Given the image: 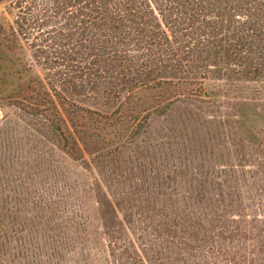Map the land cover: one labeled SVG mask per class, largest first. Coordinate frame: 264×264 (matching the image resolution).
<instances>
[{
  "label": "rangeland",
  "instance_id": "rangeland-1",
  "mask_svg": "<svg viewBox=\"0 0 264 264\" xmlns=\"http://www.w3.org/2000/svg\"><path fill=\"white\" fill-rule=\"evenodd\" d=\"M10 2L0 264H264V57L226 33L255 0H219L223 37L164 41L189 57H149L103 97L33 55Z\"/></svg>",
  "mask_w": 264,
  "mask_h": 264
},
{
  "label": "trees",
  "instance_id": "trees-1",
  "mask_svg": "<svg viewBox=\"0 0 264 264\" xmlns=\"http://www.w3.org/2000/svg\"><path fill=\"white\" fill-rule=\"evenodd\" d=\"M218 1L11 0L10 5L15 10L12 30L34 56L63 69L64 82H77L103 97L123 90L121 82L131 83L134 74L144 75L142 62L154 61L149 57H189L181 46L167 49L160 43L223 37L219 30L224 26L215 22L219 16L213 20L211 15ZM254 3L226 30L229 39H236L240 57H264V0ZM214 55L223 56L216 50Z\"/></svg>",
  "mask_w": 264,
  "mask_h": 264
}]
</instances>
